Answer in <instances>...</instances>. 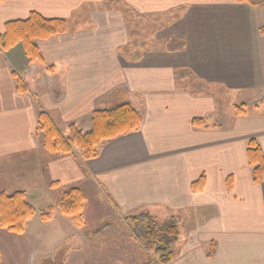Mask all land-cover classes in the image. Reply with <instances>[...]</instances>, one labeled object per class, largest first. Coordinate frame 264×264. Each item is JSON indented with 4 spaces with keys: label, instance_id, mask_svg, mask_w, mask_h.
Listing matches in <instances>:
<instances>
[{
    "label": "crops",
    "instance_id": "0c3cea01",
    "mask_svg": "<svg viewBox=\"0 0 264 264\" xmlns=\"http://www.w3.org/2000/svg\"><path fill=\"white\" fill-rule=\"evenodd\" d=\"M31 13L66 21L65 34L38 47L67 72L59 79L31 66L21 44L0 54V194L55 203L78 187L94 196L92 218L101 215L87 235L100 221L102 232L122 224L134 234L129 216L175 217L170 264H264V183H254L247 157L252 139L264 154V9L237 0H4L0 35ZM15 74L35 77L31 92L17 91ZM124 104L143 125L105 142L97 159L45 150L39 107L64 130Z\"/></svg>",
    "mask_w": 264,
    "mask_h": 264
},
{
    "label": "trees",
    "instance_id": "16d2710c",
    "mask_svg": "<svg viewBox=\"0 0 264 264\" xmlns=\"http://www.w3.org/2000/svg\"><path fill=\"white\" fill-rule=\"evenodd\" d=\"M2 1L4 0H0V3ZM237 2L264 9V0H237ZM66 32L65 20L49 19L37 13H31L26 20L6 25L5 33L0 35V54L21 44L31 66L39 65L43 67L48 76L62 79L67 72L66 66L46 64L38 42ZM15 80L19 93H29L35 77L25 78L15 74ZM236 111L238 116L244 115L245 105L237 106ZM193 124L201 127L204 120L196 119ZM142 125L141 113L129 104L97 110L93 113L89 126L82 127L72 123L64 130L58 128L50 115L40 107L38 114V129L43 135L45 150L50 155H77L83 161L97 159L105 142L139 132ZM247 157L254 183H264V154L257 140L252 139L248 142ZM56 186L57 184H52L51 188ZM204 186L205 178L202 177L192 185V189L196 192L202 191ZM228 186L231 187V179L228 181ZM86 201L85 192L74 187L63 193L57 202V207L63 216L72 220L75 227L82 228L85 224L83 211ZM36 215L35 208L28 202L24 192L0 194V229L21 235L25 233L27 224ZM41 220L50 221L51 213L42 214ZM126 221L133 228L136 240L141 237L144 241L143 249L151 257V260L145 264H170L174 261L173 249L180 239V229L175 217L164 223L149 213H141L127 217ZM214 252L215 245L213 244L209 257H212ZM0 264H2L1 255Z\"/></svg>",
    "mask_w": 264,
    "mask_h": 264
},
{
    "label": "rangeland",
    "instance_id": "374dc122",
    "mask_svg": "<svg viewBox=\"0 0 264 264\" xmlns=\"http://www.w3.org/2000/svg\"><path fill=\"white\" fill-rule=\"evenodd\" d=\"M32 197L28 196V202L35 208L37 215L27 224L26 233L17 235L0 229L2 264H122L124 261L125 264H145L151 260L143 249V239L140 237V240H136L134 234L123 228L122 224H115L112 230L102 232L105 223L100 221L99 232L95 235L86 234L95 226L90 224V220L101 217L95 213L96 217L92 218L91 212L87 211L94 202V196H89L84 205L85 224L82 228L75 227L70 218L59 212L53 196L46 195L36 200H32ZM49 212L51 223L45 225L47 222L41 220V215ZM64 217L73 227L64 223ZM81 234L85 238H79ZM121 236L122 239H119ZM127 255L132 257L125 260L123 257ZM37 256L41 257L36 261Z\"/></svg>",
    "mask_w": 264,
    "mask_h": 264
}]
</instances>
